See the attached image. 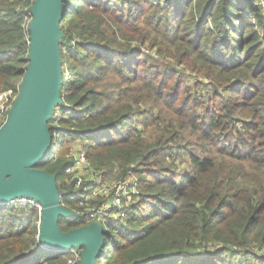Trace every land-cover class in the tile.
Returning a JSON list of instances; mask_svg holds the SVG:
<instances>
[{
    "label": "trees",
    "instance_id": "16d2710c",
    "mask_svg": "<svg viewBox=\"0 0 264 264\" xmlns=\"http://www.w3.org/2000/svg\"><path fill=\"white\" fill-rule=\"evenodd\" d=\"M165 1H64L59 137L36 166L60 178L75 212L63 180L70 143L105 175L138 177L95 264H264V1ZM32 3L0 0L2 88L18 91L23 78ZM143 18L170 33L168 55L197 72L195 86L143 54ZM38 225L34 206L0 204V264L67 262V250L36 246Z\"/></svg>",
    "mask_w": 264,
    "mask_h": 264
},
{
    "label": "water",
    "instance_id": "95a60500",
    "mask_svg": "<svg viewBox=\"0 0 264 264\" xmlns=\"http://www.w3.org/2000/svg\"><path fill=\"white\" fill-rule=\"evenodd\" d=\"M65 0H33L30 6L27 64L16 97L0 127V203L19 196L42 205L37 247L69 250L83 247L77 264H95L105 243L98 222L61 230L59 216H77L61 203L56 175L36 164L49 151L52 110L62 104L60 24Z\"/></svg>",
    "mask_w": 264,
    "mask_h": 264
},
{
    "label": "built area",
    "instance_id": "2783aa9c",
    "mask_svg": "<svg viewBox=\"0 0 264 264\" xmlns=\"http://www.w3.org/2000/svg\"><path fill=\"white\" fill-rule=\"evenodd\" d=\"M16 94L17 91L12 87L0 89V127L7 118ZM61 106L62 104L56 105L52 110L49 120L50 131L51 127L59 125L62 116ZM56 130L51 132L52 143H55L59 137ZM66 156L69 161L64 168L63 180L65 184L71 185L74 190L79 209L77 216L84 218L85 224L110 220L112 222L110 228L124 221L128 217L132 203L136 201L139 195V179L132 170L128 169L126 174L121 178L118 177V179L108 177L103 170L92 166L84 145L78 140L72 142ZM56 157L57 155H53L51 158L55 160ZM66 193L65 190H62L61 197ZM9 203L34 206L38 211L40 221L42 205L34 198L19 196ZM101 226L103 228V225ZM82 248H72L73 254L67 260V264L79 262Z\"/></svg>",
    "mask_w": 264,
    "mask_h": 264
},
{
    "label": "rangeland",
    "instance_id": "374dc122",
    "mask_svg": "<svg viewBox=\"0 0 264 264\" xmlns=\"http://www.w3.org/2000/svg\"><path fill=\"white\" fill-rule=\"evenodd\" d=\"M157 3L159 5L164 6L166 5L167 2L165 0H157ZM141 26L145 27L148 30L147 32L149 34V37L145 40L144 44L142 45L143 54L151 58V61H156V63H159L160 65H169V66L171 65V67L173 66L174 67L173 69H177V73L179 74L182 83H189L190 87L195 86L194 81H197L195 80L197 72H195V70H192V68L189 67L185 62L176 63L175 59L173 57L170 58L168 55L167 47H169L171 51L173 52L175 51V45L173 46L171 42L170 33L163 30L162 27L155 28L153 23L152 24L147 23L146 18L142 19ZM0 89H5V88L0 87ZM209 93L210 91L206 92L205 94H203L201 98L205 100L207 97L206 95H208ZM71 145L72 143H70V146ZM176 163H180V166H183V164L185 165V163H188L187 157L184 156V158H179L176 161ZM108 177L118 179L117 176H113V175H110ZM56 182L57 183L60 182L59 177H56ZM99 223L103 225V234H104V238L106 239L108 230L111 227L112 222L110 220H103L102 222ZM257 253L259 255H263L264 249L258 250ZM72 254H73V249H70L69 251L67 250V253L65 254L67 260L72 257ZM65 264H67V262Z\"/></svg>",
    "mask_w": 264,
    "mask_h": 264
},
{
    "label": "flooded vegetation",
    "instance_id": "af4514ba",
    "mask_svg": "<svg viewBox=\"0 0 264 264\" xmlns=\"http://www.w3.org/2000/svg\"><path fill=\"white\" fill-rule=\"evenodd\" d=\"M72 249V248H71Z\"/></svg>",
    "mask_w": 264,
    "mask_h": 264
}]
</instances>
